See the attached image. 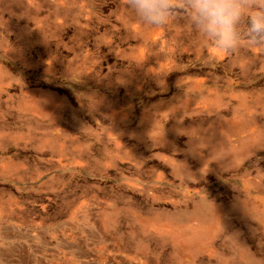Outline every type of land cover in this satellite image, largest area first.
I'll return each mask as SVG.
<instances>
[{"label": "rangeland", "instance_id": "374dc122", "mask_svg": "<svg viewBox=\"0 0 264 264\" xmlns=\"http://www.w3.org/2000/svg\"><path fill=\"white\" fill-rule=\"evenodd\" d=\"M126 2L0 0V224L67 264H264V43Z\"/></svg>", "mask_w": 264, "mask_h": 264}, {"label": "clouds", "instance_id": "9594fccd", "mask_svg": "<svg viewBox=\"0 0 264 264\" xmlns=\"http://www.w3.org/2000/svg\"><path fill=\"white\" fill-rule=\"evenodd\" d=\"M126 7L145 28L166 25L176 10L173 0H127ZM182 8L204 47L228 55L264 43V0H183Z\"/></svg>", "mask_w": 264, "mask_h": 264}, {"label": "crops", "instance_id": "0c3cea01", "mask_svg": "<svg viewBox=\"0 0 264 264\" xmlns=\"http://www.w3.org/2000/svg\"><path fill=\"white\" fill-rule=\"evenodd\" d=\"M15 230H18V227L0 224V264H67L66 247L64 245L61 250L60 243H58L59 249L56 248L54 254L51 251L35 250L34 247L38 246L33 245L36 243L34 241L32 244L28 242L24 250L20 251L18 247L24 242L17 235L15 236ZM42 244V247H50L45 243Z\"/></svg>", "mask_w": 264, "mask_h": 264}]
</instances>
